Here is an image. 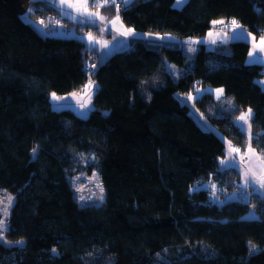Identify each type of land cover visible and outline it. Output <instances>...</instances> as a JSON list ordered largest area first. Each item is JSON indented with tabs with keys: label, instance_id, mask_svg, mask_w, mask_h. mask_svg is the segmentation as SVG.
I'll return each mask as SVG.
<instances>
[{
	"label": "trees",
	"instance_id": "trees-1",
	"mask_svg": "<svg viewBox=\"0 0 264 264\" xmlns=\"http://www.w3.org/2000/svg\"><path fill=\"white\" fill-rule=\"evenodd\" d=\"M174 3L133 0L118 15L152 37L201 40L225 19L264 38V0ZM58 15L48 1L0 0V191L13 199L0 264H264L263 197L240 191L239 173L219 166L223 137L202 129L179 97L222 88L232 113L219 109L211 120L241 148L232 118L251 110L252 143L264 152V65L248 62L250 45L200 42L187 66L183 47L140 37L103 59L79 36L95 25L54 36ZM88 80L96 88L87 117L51 107L52 93ZM195 104L210 117L214 97ZM79 155L94 158L85 170L98 173L100 204L75 198Z\"/></svg>",
	"mask_w": 264,
	"mask_h": 264
},
{
	"label": "rangeland",
	"instance_id": "rangeland-1",
	"mask_svg": "<svg viewBox=\"0 0 264 264\" xmlns=\"http://www.w3.org/2000/svg\"><path fill=\"white\" fill-rule=\"evenodd\" d=\"M48 1L51 5H54L58 10L59 14L57 19L52 16V25L54 27L58 26L57 30L53 31L54 36L60 37H74L77 35V26L82 27L85 23L92 24L96 26V29L89 32H85L84 40L86 45L90 47L93 43L96 44L98 49L97 53L100 58L106 57L109 54L111 45L118 47H123L124 41H120L123 37V23L118 15V6L127 5L125 0H44ZM133 0H130V2ZM184 1L177 5V0H175V7L180 8ZM129 2V3H130ZM21 10V16L25 21H30V17L27 13L26 3L23 2L19 6ZM60 17V18H59ZM51 18V17H50ZM61 18H66V23L61 20ZM58 22V25L56 24ZM50 23V21L48 22ZM65 23V24H64ZM121 23V25H120ZM88 33V34H87ZM140 35L139 33H136ZM143 34V33H141ZM126 37V36H125ZM149 39H161L167 40L169 46L172 47H183L185 52L188 54L187 66H190L193 60V50L196 48L197 38H181L172 39L170 36H165V39L161 37L151 35L143 36ZM126 42H128L126 40ZM130 43V42H129ZM94 44V45H95ZM123 49V48H119ZM117 50H112L109 54L111 55ZM96 62V61H95ZM95 63L91 66H94ZM167 69L170 73L177 78L179 68L174 64L167 62ZM260 84L262 90H264V77L257 80ZM96 88L95 83L92 80H88L84 88L80 91L66 94L58 95L52 93L49 97L51 107L54 110L61 109H71L78 116L85 118L90 114L93 107L92 96ZM222 90V91H221ZM205 93H211L214 97V104L209 108L208 113L211 115L207 117L203 114L195 104V100L202 99ZM55 94V98L53 97ZM180 101L186 104L190 108V115L197 122V124L204 130H212L218 132L225 142V155L219 160V166L221 168H232L235 169L240 175V191L245 193H257L259 196L263 197L264 200V187H261L259 183V178L264 177V152L259 151L254 147L252 143V129L250 118L252 116L250 110V116L246 121H241L238 119L241 115H246L249 113V109L241 110V112L233 117V124L243 133V146L241 148L235 146L219 127L211 120V117L217 114L219 109L223 111H229L232 113L234 103L231 98L226 97L222 88L205 87L204 89H199L193 95L184 96L179 95ZM213 109V110H212ZM238 149L239 151H236ZM94 160L91 156L79 155L75 159L74 169L75 175L71 177V186L75 195V198L80 204H100L104 199V191L98 173L92 169L90 172L85 170V167L89 162ZM247 180V183H246ZM216 193L212 194V200L216 199ZM9 198L13 202V199L4 191H0V221L4 222V226L0 228V241H5L4 233L7 227V217L8 214H4V209L7 207L8 211L12 205H9Z\"/></svg>",
	"mask_w": 264,
	"mask_h": 264
},
{
	"label": "crops",
	"instance_id": "crops-1",
	"mask_svg": "<svg viewBox=\"0 0 264 264\" xmlns=\"http://www.w3.org/2000/svg\"><path fill=\"white\" fill-rule=\"evenodd\" d=\"M232 21L233 20H225V19L216 20L215 22H217V23H213V27L206 34V36L204 38H202L201 40L196 39V41H195L196 42V48L198 47L200 42L201 43L205 42L209 46H215V45H226V44L233 42V41H244L250 45L249 54L253 53V56H250L248 54V62L249 63H258L261 65H264V46H261V40L263 37H260V38L255 37L251 33L244 30L236 22L232 23ZM220 22H222V23H220ZM120 25H121V23H120ZM122 29L124 31V33H123L124 36L120 38V41L121 40L124 41L123 47H118L116 44H115V46L111 45V49L109 50V54L112 52V50H117V51L122 50L123 51V50L128 49L130 44H131L132 39H136V38H140V37L146 38V37H143L146 34L145 35H138V34L132 32L131 30H129L125 25L123 26ZM79 36L85 37V33L82 35H79ZM161 38L165 39V37H161ZM82 39L84 40L83 37H82ZM126 40L128 42H126ZM155 40H161V39L156 38ZM84 42L86 44L85 40H84ZM94 44L95 43L90 45V47H88L87 45L86 46L90 49H94V50L98 49L96 47V44L95 45ZM119 48H123V49H119ZM196 48L194 50H196ZM103 59H104V57H103Z\"/></svg>",
	"mask_w": 264,
	"mask_h": 264
},
{
	"label": "snow or ice",
	"instance_id": "snow-or-ice-1",
	"mask_svg": "<svg viewBox=\"0 0 264 264\" xmlns=\"http://www.w3.org/2000/svg\"><path fill=\"white\" fill-rule=\"evenodd\" d=\"M113 3H115V0H112ZM130 0H125V3H129ZM183 2V0H177V5L181 4ZM214 23H217V22H214ZM222 23V22H220ZM232 23H235V21H232ZM261 46H264V38H262L261 40ZM250 56H253V53H250L249 54ZM222 91V90H221ZM53 97L55 98V94H53ZM250 116V110H249V113L246 114V115H241L238 119H240L241 121H246ZM35 151V150H34ZM236 151H239L238 149H236ZM246 183H247V180H246ZM259 183L261 185V187H264V177H261L259 178ZM12 203L11 201V198H9V205ZM4 214L7 215L8 214V209L7 207L4 209ZM4 226V222L3 221H0V228H2ZM255 246L253 245V248ZM55 251V250H53Z\"/></svg>",
	"mask_w": 264,
	"mask_h": 264
}]
</instances>
